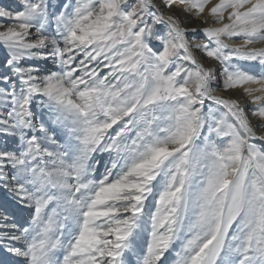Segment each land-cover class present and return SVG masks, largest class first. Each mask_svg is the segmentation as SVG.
Segmentation results:
<instances>
[{"label": "snow or ice", "instance_id": "6c2138e0", "mask_svg": "<svg viewBox=\"0 0 264 264\" xmlns=\"http://www.w3.org/2000/svg\"><path fill=\"white\" fill-rule=\"evenodd\" d=\"M0 264H264V0L0 4Z\"/></svg>", "mask_w": 264, "mask_h": 264}, {"label": "bare ground", "instance_id": "6f19581e", "mask_svg": "<svg viewBox=\"0 0 264 264\" xmlns=\"http://www.w3.org/2000/svg\"><path fill=\"white\" fill-rule=\"evenodd\" d=\"M14 3V0H6L3 5H11Z\"/></svg>", "mask_w": 264, "mask_h": 264}, {"label": "rangeland", "instance_id": "374dc122", "mask_svg": "<svg viewBox=\"0 0 264 264\" xmlns=\"http://www.w3.org/2000/svg\"><path fill=\"white\" fill-rule=\"evenodd\" d=\"M6 0H0V4H4Z\"/></svg>", "mask_w": 264, "mask_h": 264}]
</instances>
